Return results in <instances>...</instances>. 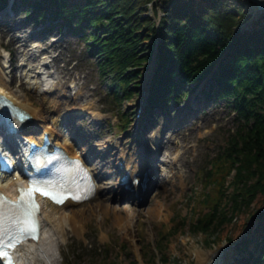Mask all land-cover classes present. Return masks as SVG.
<instances>
[{
  "label": "rangeland",
  "instance_id": "rangeland-1",
  "mask_svg": "<svg viewBox=\"0 0 264 264\" xmlns=\"http://www.w3.org/2000/svg\"><path fill=\"white\" fill-rule=\"evenodd\" d=\"M165 1H150L142 6L150 22L156 24L160 17V20L163 19L165 12L162 7L167 3ZM226 4L230 10L239 6L238 0H228ZM243 12L241 11V16ZM258 20L260 22H255V27L264 26V18L260 17ZM25 21V12L20 11L0 24V71L19 99L37 101L39 95L25 88L22 83L24 76L33 71L28 69L31 66L33 68V65L35 67L37 56L44 51L39 58L45 56L50 60L43 66L46 68L44 72L51 71L58 82L46 96L49 101L54 102L57 115H60L62 125L59 139L68 142L69 136L75 137L79 143L75 146L77 153H90L94 172L103 176L98 181V194L93 200L86 205L69 206V209L93 207V211L88 212L90 209H87L74 220L65 223L63 231L59 233L60 238L56 240L54 264H98L111 260L121 264H128L131 260H137V264H200L194 253L196 249L210 251L216 250L220 244H231L233 251V243L238 244L245 236L255 235V225H259L264 218V194L260 192L255 194L249 204L241 205L230 220L210 231L195 232L190 226L198 213H204L213 206L212 202L199 203L200 193H207L213 186H205L203 182V176L210 167L209 160L219 159L221 154L227 151L228 139L239 130L241 123L223 102L209 100L204 104L202 100L195 99V107L182 112L181 109L188 104L193 94L187 98L181 97L179 101L171 102L164 112L167 120H181V127L175 131L164 128V117L161 113L156 114L155 121H151L153 125H148L149 115L144 113L141 126L137 134H134L132 124L136 119L140 96L149 82L146 80L149 69L145 64L150 62V57H147V61L137 67L141 77L136 79L139 81L138 88L135 89L136 95L134 93L121 104V107L127 110L129 121V126L123 132L120 126L122 115L108 100L107 91L110 85L108 80H105L107 73L100 76L96 65L99 58H95L97 53H88V44L80 35H62V32L57 33L56 28L49 37L42 32L40 36L45 37L39 40L35 37L36 30L45 25L35 29V26ZM254 21L255 19H251L249 24ZM4 30L10 32L3 34ZM14 40L17 41L16 44L12 42ZM38 43L41 45V51L39 48H33V45ZM146 43L147 41L142 42L139 48ZM26 44H31L28 49L24 46ZM93 48L94 46L91 47ZM5 49L11 53L7 54ZM1 55H6V60L11 62L12 71L7 67V63L6 68H2L4 59ZM16 65L19 66L17 70L14 69ZM78 105L98 109L101 118L95 124L89 111H82L79 116L72 115L78 112ZM115 117L118 121L114 124L112 120ZM47 122L51 124V121ZM147 136H153L156 143L162 147L157 156V164L163 178L155 196L131 205L127 196L125 200L120 199V190L116 187L119 175L112 158L115 157L113 154L116 152V144L131 152L134 138ZM178 144L181 145V151L177 154L175 149ZM226 173L225 185L230 182L235 170ZM232 188V185H227L224 198L220 201L221 206L225 207L230 203L225 196ZM103 189L105 191H102ZM158 201L161 202L162 208L153 217H149L147 209ZM101 202L111 208L135 206L141 210L128 224L124 223L122 226L114 217L117 213L99 209L97 204ZM170 226L173 228L165 232L166 239L159 252L156 243L160 242V235Z\"/></svg>",
  "mask_w": 264,
  "mask_h": 264
},
{
  "label": "trees",
  "instance_id": "trees-1",
  "mask_svg": "<svg viewBox=\"0 0 264 264\" xmlns=\"http://www.w3.org/2000/svg\"><path fill=\"white\" fill-rule=\"evenodd\" d=\"M150 1L153 2L43 0V8L34 18L44 19V8H48L49 12L61 16L71 31L81 33L86 42L92 41L102 73L112 75L115 84L112 94L117 105L133 94L130 85L137 84L136 79L141 77L137 67L147 61L150 51L149 43L139 46L151 35H159V64L148 98L151 106L155 103L162 106L167 94L189 93L191 83L200 81L225 53L213 75L216 85L211 82L204 93L207 97L225 100L241 123L239 130L228 139L227 151L212 161L213 168L206 175L205 186H213L204 193L202 201L212 202L213 208L199 214L190 225L192 231L207 232L230 220L257 192L264 194V26L254 25L241 31V23L247 18L242 0H238L239 7L234 10L227 9L221 0H208L210 6L200 0L199 7L194 5V0H166L162 7L164 17L155 27L142 8ZM29 4L33 8L39 6L37 1L29 0ZM241 11H244L242 16ZM232 169L235 173L227 185L233 188L225 196L230 203L223 207L220 201L227 188L225 173ZM172 228L160 235V242L156 243L159 252L166 239L165 232ZM262 230L256 236L261 241L256 243L260 245L259 256L253 259L255 264H264V225ZM98 264L121 263L111 260ZM128 264H137V261L131 260Z\"/></svg>",
  "mask_w": 264,
  "mask_h": 264
},
{
  "label": "bare ground",
  "instance_id": "bare-ground-1",
  "mask_svg": "<svg viewBox=\"0 0 264 264\" xmlns=\"http://www.w3.org/2000/svg\"><path fill=\"white\" fill-rule=\"evenodd\" d=\"M227 1V2H226ZM221 0V4L226 6L228 0ZM242 4L246 9L247 18L244 22L241 23V29L247 30L253 27V23L258 20V18L264 15V7L260 8L255 0H242ZM248 3H247V2ZM80 2V0H77ZM194 5L199 7L200 0H194ZM254 3V4H253ZM262 5L264 6V0H261ZM204 5L210 6L208 0L203 1ZM249 6H248V5ZM238 6V5H237ZM239 7V6H238ZM237 7V8H238ZM231 8V7H230ZM250 12V13H249ZM257 18V19H256ZM255 19V21L250 25V20ZM3 34H8V32L3 31ZM16 44V40L12 41ZM35 47H38L36 45ZM46 49V48H45ZM44 49V50H45ZM44 51L40 52V55ZM38 55L35 59H37V63L33 68L32 66L28 70L33 69V73L26 74V85L29 89H35V92L39 95V99L37 101H28L19 99L15 94L13 89L11 88L8 80L6 79L5 75L0 71V94H4L8 96L11 100H13L20 108L25 109L31 115L30 122L37 124L41 127V133L43 131H47L50 136L54 137V142L56 144L63 145L65 149L71 154L76 155L75 150L73 149V145L70 142V146H66V144L62 143L59 140L60 133L58 132L57 128L59 127V117L57 115V107L55 106L54 102L49 101L47 99V94L57 86V82L55 81V77L51 71L44 72L43 66L47 65L48 58L43 56V58H39ZM5 61V55H1ZM33 59V61L35 60ZM4 63V65H5ZM19 66H15L14 69H18ZM37 84V85H36ZM21 86V84L19 85ZM82 105H78L81 107ZM92 108L91 106H83L84 110ZM78 109V108H77ZM90 112L95 116L98 117V113L94 111L92 108ZM45 113V114H44ZM50 120L52 125L47 122ZM40 141V137L36 139V142ZM119 146L116 144L115 148ZM161 148V147H160ZM159 150V146L157 145L155 139L151 136H147L142 138L141 140L137 137L134 138L133 143V151L129 152L127 150H119L118 158L117 155L112 158V161L115 160V163L118 164L120 161L122 162V171L121 173L128 172L131 179L132 176L138 172L139 170H143L147 167L148 162L153 161L155 153ZM109 151V149H108ZM176 153L178 154L181 151V145H177L175 149ZM115 155V154H113ZM174 162V161H173ZM177 162V160H175ZM14 175V174H13ZM13 175L5 176L2 179L0 178V188L12 191L16 189V183L18 180H21L20 177H17L16 180H12ZM26 180H24L25 182ZM117 188L121 190L119 183L117 182ZM102 191H105L103 189ZM121 193V191H120ZM97 194V191L93 195V198ZM156 195V191L151 192L146 198L149 200L153 196ZM16 197V193L14 192V198ZM122 198V197H121ZM122 200H125L122 198ZM136 199L131 201V205L136 203ZM76 203L71 201L70 199L66 200L62 205H55L49 203L47 200H43L42 202V209L40 213V218L42 221V233L38 240L36 241H28L23 243L16 254V262L15 264H54L55 259L53 257V252L55 251L56 240L60 238L61 235L59 233L63 231L65 227V223L67 221L74 220L78 215H81L84 211L87 210L88 212L93 211V207L85 208L80 207L77 209H68L67 206ZM99 209H102L106 212L111 211V213H117L115 217L116 221L119 222L120 225L128 224L139 212L141 209H137L135 206L131 207H123V208H111L106 203H99L97 204ZM162 208L161 202H156L151 208H148L146 213L149 217H153L156 213L160 211ZM138 210V211H137ZM232 252L230 245L220 244L216 250L205 251L201 248L195 250V255L200 264H223L224 260L227 259Z\"/></svg>",
  "mask_w": 264,
  "mask_h": 264
},
{
  "label": "snow or ice",
  "instance_id": "snow-or-ice-1",
  "mask_svg": "<svg viewBox=\"0 0 264 264\" xmlns=\"http://www.w3.org/2000/svg\"><path fill=\"white\" fill-rule=\"evenodd\" d=\"M20 192V200L15 204L0 194V259L6 260L7 264H12L8 250L15 248L37 230L33 210H38L39 205L32 199L33 194L38 192L56 203L63 202L57 198L60 194L54 188L41 187L36 182L28 189H21Z\"/></svg>",
  "mask_w": 264,
  "mask_h": 264
},
{
  "label": "water",
  "instance_id": "water-1",
  "mask_svg": "<svg viewBox=\"0 0 264 264\" xmlns=\"http://www.w3.org/2000/svg\"><path fill=\"white\" fill-rule=\"evenodd\" d=\"M255 1H256L257 5H258L260 8L264 7V6L262 5V3H261V0H255Z\"/></svg>",
  "mask_w": 264,
  "mask_h": 264
}]
</instances>
